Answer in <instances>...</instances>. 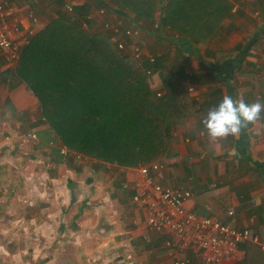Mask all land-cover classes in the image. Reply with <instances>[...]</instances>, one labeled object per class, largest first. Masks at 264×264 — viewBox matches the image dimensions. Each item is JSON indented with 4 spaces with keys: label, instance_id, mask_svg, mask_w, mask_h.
<instances>
[{
    "label": "crops",
    "instance_id": "1",
    "mask_svg": "<svg viewBox=\"0 0 264 264\" xmlns=\"http://www.w3.org/2000/svg\"><path fill=\"white\" fill-rule=\"evenodd\" d=\"M52 1L41 0L42 6ZM62 1L73 6L87 3ZM231 2L229 17L204 46H195L185 38L173 42L161 34L149 35L165 48L176 50L173 57L164 53L156 57H163L162 65L170 71L183 64L187 92L194 104L192 114L172 130L175 154L157 161L160 170L156 180L188 191L187 211L228 221L237 230L248 229L264 245V113L236 136L225 138L208 137L202 123L225 94L246 103H264V0ZM95 5L89 3L90 18ZM98 26L95 22L94 32H100ZM5 69L0 60V72ZM157 77L149 80L155 87L159 86ZM61 146L42 118L31 90L20 85L9 91L7 84L0 83V148L15 151L16 158L27 156L39 168L44 185L52 183V192L62 195L61 199L45 201L43 218L37 219L46 232L54 234V247L60 249L48 264H168L176 259L206 264L196 252L167 248L165 242L170 238L146 227L143 212L131 203L138 168H120L91 158L75 162L78 159L72 154H60ZM42 165L49 168L45 174ZM31 170L23 172H37ZM5 175L10 173L0 168V178ZM122 184H128V190H123ZM9 191L17 195L14 187L1 192ZM7 202H0V213ZM231 210L234 216L229 218ZM251 245L264 252L259 245ZM239 250V260L219 264H240L244 245Z\"/></svg>",
    "mask_w": 264,
    "mask_h": 264
},
{
    "label": "trees",
    "instance_id": "2",
    "mask_svg": "<svg viewBox=\"0 0 264 264\" xmlns=\"http://www.w3.org/2000/svg\"><path fill=\"white\" fill-rule=\"evenodd\" d=\"M54 1L56 18L21 50L14 70L0 72V83L9 91L29 88L42 118L69 151L122 168L172 157V130L192 114L194 105L183 64L170 71L163 67V57L155 56L153 64L137 61L107 35L94 33V22L87 19L89 3L103 6V0L72 6L71 14L59 10L62 0ZM109 1L151 32L160 35L167 29L193 45L208 42L233 8L231 0ZM156 74L159 98L148 83ZM244 250L240 264H264L258 247L245 244Z\"/></svg>",
    "mask_w": 264,
    "mask_h": 264
},
{
    "label": "built area",
    "instance_id": "3",
    "mask_svg": "<svg viewBox=\"0 0 264 264\" xmlns=\"http://www.w3.org/2000/svg\"><path fill=\"white\" fill-rule=\"evenodd\" d=\"M42 6L41 0H0V60L5 68H14L18 62L21 50L30 44L41 26L37 11ZM72 4H64V10L71 14ZM87 19H91L87 17ZM82 27L85 29L86 24ZM112 31L113 37L117 31ZM139 32L127 29L121 32L114 43L123 50V38L133 39ZM112 37V38H113ZM135 58L147 64L155 63V57L134 50ZM148 77L149 70L145 71ZM191 91V88L188 89ZM160 97V94H157ZM35 139L34 135L29 136ZM60 154H69L67 149L60 147ZM160 165L153 162L138 168L139 180L133 186L131 203L144 214L146 227L154 234L167 236V248L185 252L193 251L206 264H219L223 260H239V248L251 243L264 245L256 235L248 230H237L228 221L210 216H200L187 211L185 202L191 197L188 191L161 185L156 180ZM128 184H122L123 190H128ZM229 218L234 216L233 210L227 213ZM168 264H188L185 259H176Z\"/></svg>",
    "mask_w": 264,
    "mask_h": 264
},
{
    "label": "rangeland",
    "instance_id": "4",
    "mask_svg": "<svg viewBox=\"0 0 264 264\" xmlns=\"http://www.w3.org/2000/svg\"><path fill=\"white\" fill-rule=\"evenodd\" d=\"M52 2L48 6H41L37 11L40 24H42L39 31L57 16L55 12L57 10V5L54 0ZM64 2L59 10L63 13L69 14L64 10V4H68L69 2ZM102 4L104 5L102 6L99 4L94 6L95 12L92 13L91 16V18H94L95 22H98L100 26V32L93 31L94 33L107 35L110 43H114V38L122 36L121 30H137L139 32L137 37L133 39H122V43L124 42V48L122 51L126 55L133 57L135 60H137L134 56L135 49H137V52H141L144 56L148 54L155 57L161 53H164L168 57L176 55L175 49L165 48L162 46V42H157L154 38H151L149 35L153 32H151V30L144 24L135 23L132 20V14L127 11H120V9L109 0H103ZM95 13L96 15H94ZM91 20L94 21L93 19ZM113 30H115L114 32L117 31L115 37L111 34ZM161 35L166 36L168 40L172 39L173 42H175V39L177 40V38H182L167 29H164ZM206 43L194 45L204 46ZM14 68H10L9 70H14ZM157 78L155 79L158 81V87H155L156 84L154 86V84L149 81L150 79L148 80L149 86H151L150 89L154 92L155 98L157 97V94H161V90H159L161 89L159 75ZM67 151L78 159H75V162L80 161L79 159L88 158L69 151L68 149ZM17 155L18 153L15 151L13 152L11 149L6 150L0 148V162H2L0 163V168L3 170L5 169L6 173H10L9 176L5 175V177L0 178V184L3 186V188L0 186V202H4V199H8L9 201L7 202L6 208L1 210L0 213V264H48V259L52 255L58 253L60 249H55L54 247L57 244V242H53L51 239L54 234L46 232L42 223L38 224L37 219L43 218V212L46 211L43 207L45 201L47 202L48 200V202H50V200L61 199L62 195L59 192H52V183H50V185H44V178L41 177V173L38 172L39 168H35L34 163L31 160L29 161L27 156L21 155V157L16 158ZM40 167H42L43 174H45L47 170L49 171L48 167L46 168L43 165ZM30 168L32 169L31 171L37 170V172L33 174L28 173L27 175L24 174L23 170H28ZM39 186L41 190L38 189ZM8 187L16 188L15 193H17V195L14 196L11 191L7 194L1 192ZM32 188H34V194L30 195ZM27 200H29V202H27ZM14 203L23 205L16 207L13 205ZM58 245L60 246V244Z\"/></svg>",
    "mask_w": 264,
    "mask_h": 264
},
{
    "label": "clouds",
    "instance_id": "5",
    "mask_svg": "<svg viewBox=\"0 0 264 264\" xmlns=\"http://www.w3.org/2000/svg\"><path fill=\"white\" fill-rule=\"evenodd\" d=\"M264 103H246L242 98L234 100L225 94L217 105L210 109L203 119L206 135L212 139L236 136L248 123L261 118Z\"/></svg>",
    "mask_w": 264,
    "mask_h": 264
}]
</instances>
